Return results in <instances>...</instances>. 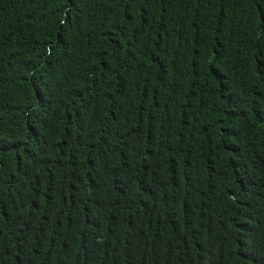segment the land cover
<instances>
[{
  "label": "trees",
  "instance_id": "1",
  "mask_svg": "<svg viewBox=\"0 0 264 264\" xmlns=\"http://www.w3.org/2000/svg\"><path fill=\"white\" fill-rule=\"evenodd\" d=\"M0 264H264V0H0Z\"/></svg>",
  "mask_w": 264,
  "mask_h": 264
}]
</instances>
